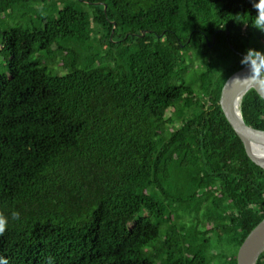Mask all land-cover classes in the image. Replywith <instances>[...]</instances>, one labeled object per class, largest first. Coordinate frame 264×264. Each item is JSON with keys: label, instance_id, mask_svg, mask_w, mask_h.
Segmentation results:
<instances>
[{"label": "trees", "instance_id": "1", "mask_svg": "<svg viewBox=\"0 0 264 264\" xmlns=\"http://www.w3.org/2000/svg\"><path fill=\"white\" fill-rule=\"evenodd\" d=\"M259 2L0 0L26 22L0 34V264H237L264 168L220 97L250 50L264 75ZM240 109L264 129L256 89Z\"/></svg>", "mask_w": 264, "mask_h": 264}, {"label": "water", "instance_id": "2", "mask_svg": "<svg viewBox=\"0 0 264 264\" xmlns=\"http://www.w3.org/2000/svg\"><path fill=\"white\" fill-rule=\"evenodd\" d=\"M247 63L244 67L234 72L224 83L220 105L222 110L244 142L249 157L259 166L264 168V129L256 128L246 122L240 109L244 95L252 88L264 98V75L262 66ZM257 144L263 146V151L258 150ZM264 252V218L258 223L241 244L237 264H257Z\"/></svg>", "mask_w": 264, "mask_h": 264}, {"label": "rangeland", "instance_id": "3", "mask_svg": "<svg viewBox=\"0 0 264 264\" xmlns=\"http://www.w3.org/2000/svg\"><path fill=\"white\" fill-rule=\"evenodd\" d=\"M23 9H18L14 11V13H10V11L6 12H0V34L4 32L5 30H9L11 27L16 26L18 24H26L25 20L22 17L23 14ZM0 49L3 50V44H2V38L0 37ZM62 55H58L55 59L53 60H47L48 64H50L52 67H54L58 72H64L66 71V66H64L63 60H62ZM9 51L4 50L0 51V77L9 75V70H8V63H9ZM195 67H200L198 60L195 59ZM197 82V80H196ZM37 87L40 89L42 96H47L49 93V81L41 77L37 81ZM125 233V230L120 232V234ZM215 241V240H214ZM213 251L216 256H213V260L211 261V264H223L222 260L220 261L218 252H224L225 249H222L220 251H216L215 249L211 250Z\"/></svg>", "mask_w": 264, "mask_h": 264}, {"label": "clouds", "instance_id": "4", "mask_svg": "<svg viewBox=\"0 0 264 264\" xmlns=\"http://www.w3.org/2000/svg\"><path fill=\"white\" fill-rule=\"evenodd\" d=\"M254 7L258 9V13L260 14V15H258V20H259L261 26H264V0H261V2H259V3H255ZM251 51L252 50L249 51V53L244 58L242 63H251V61L248 59V56H249ZM12 218L15 220H19L20 219V213L19 212H13ZM7 226H8V217L4 216V215H0V235H2L5 232Z\"/></svg>", "mask_w": 264, "mask_h": 264}, {"label": "bare ground", "instance_id": "5", "mask_svg": "<svg viewBox=\"0 0 264 264\" xmlns=\"http://www.w3.org/2000/svg\"><path fill=\"white\" fill-rule=\"evenodd\" d=\"M257 147H258V150H261V151H263V146H262V145H260V144H257Z\"/></svg>", "mask_w": 264, "mask_h": 264}]
</instances>
